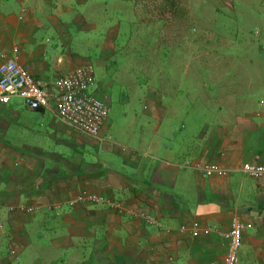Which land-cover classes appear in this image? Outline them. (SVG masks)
Wrapping results in <instances>:
<instances>
[{
	"label": "crops",
	"instance_id": "crops-1",
	"mask_svg": "<svg viewBox=\"0 0 264 264\" xmlns=\"http://www.w3.org/2000/svg\"><path fill=\"white\" fill-rule=\"evenodd\" d=\"M88 2L0 0V60L19 48L21 65L36 78L71 72L81 65L71 49L73 29L83 31L92 21L91 7L80 12L77 6ZM112 26L104 35L108 49L116 46L110 40L119 23ZM49 32L52 37L40 36ZM51 38L56 41L49 47L44 42ZM188 46L181 48L194 52ZM238 66L264 77L260 65ZM100 86L94 92L109 99L108 82ZM16 98L0 103V264H222L227 241L220 233L234 218L247 224L240 260L264 262V175L242 170L247 162L264 165V98L253 105L235 97L238 106L247 101L249 110L221 107L216 119L193 132L167 120L179 114L166 98L149 97L143 107L148 124L125 130L129 140L138 138L129 147L108 139L107 132L92 138L65 125L54 104L31 109ZM23 132L32 137L24 141L18 137ZM196 162L217 163L228 174L206 176L191 166ZM83 191L102 201L71 206ZM19 205L35 210L6 209ZM194 223L212 231L192 236ZM13 243L18 261L9 254Z\"/></svg>",
	"mask_w": 264,
	"mask_h": 264
},
{
	"label": "rangeland",
	"instance_id": "rangeland-1",
	"mask_svg": "<svg viewBox=\"0 0 264 264\" xmlns=\"http://www.w3.org/2000/svg\"><path fill=\"white\" fill-rule=\"evenodd\" d=\"M88 1L77 10L91 7L93 27L80 32L74 28L71 49L79 63L94 65L98 83L105 79L111 87L110 113L101 136L107 132L108 139L126 147L137 143V136L129 140L125 130L137 132L148 124L143 107L153 96L166 98L176 109L179 115L167 119L172 126L185 125L193 132L216 119L221 107L249 110L247 101L238 106L235 97L253 105L264 98V77L238 66L254 63L264 68V0ZM218 9L225 13L218 16ZM117 23V36L110 40L116 46L108 49L104 35ZM47 35L52 37V32L40 34ZM55 41L44 43L51 47ZM187 44L194 52L181 48ZM175 95L178 100L171 103ZM18 137L27 141L32 136L23 132Z\"/></svg>",
	"mask_w": 264,
	"mask_h": 264
},
{
	"label": "built area",
	"instance_id": "built-area-1",
	"mask_svg": "<svg viewBox=\"0 0 264 264\" xmlns=\"http://www.w3.org/2000/svg\"><path fill=\"white\" fill-rule=\"evenodd\" d=\"M0 61V103L7 104L11 97L16 96L22 98L31 109L49 108L51 104H54L57 116L62 123L92 138L101 137L102 129L109 117L110 106L108 95L101 96L92 91L97 86L94 65L81 64L63 76L54 79H39L21 65L19 48H15L12 55L3 53ZM191 166L209 177H225L228 174V171L217 163L196 162ZM242 170L255 178L264 175L262 164L247 162L243 164ZM101 201V196L83 191L71 199L70 204ZM6 209L9 212L31 213L35 210V206H7ZM143 217L148 222L155 223V219L150 215H143ZM246 228V222L234 218L230 228L220 233L227 241V251L222 264H264V262L244 263L240 260L239 250ZM181 230L188 231V228L182 226ZM189 231L192 236H199L201 233L209 234L212 229L201 228L198 223H194ZM18 249L16 244L11 250L15 260L19 259Z\"/></svg>",
	"mask_w": 264,
	"mask_h": 264
},
{
	"label": "flooded vegetation",
	"instance_id": "flooded-vegetation-1",
	"mask_svg": "<svg viewBox=\"0 0 264 264\" xmlns=\"http://www.w3.org/2000/svg\"><path fill=\"white\" fill-rule=\"evenodd\" d=\"M96 84H97L98 87H101L100 84L98 83V81H97ZM100 90H102L103 92L105 91L103 88H101ZM107 94H108V93H107Z\"/></svg>",
	"mask_w": 264,
	"mask_h": 264
},
{
	"label": "trees",
	"instance_id": "trees-1",
	"mask_svg": "<svg viewBox=\"0 0 264 264\" xmlns=\"http://www.w3.org/2000/svg\"><path fill=\"white\" fill-rule=\"evenodd\" d=\"M71 205V204H70ZM71 206H76V205H71Z\"/></svg>",
	"mask_w": 264,
	"mask_h": 264
}]
</instances>
